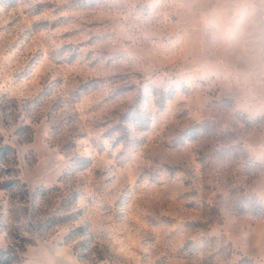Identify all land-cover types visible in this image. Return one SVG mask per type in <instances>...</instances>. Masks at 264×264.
Here are the masks:
<instances>
[{
    "label": "rangeland",
    "instance_id": "rangeland-1",
    "mask_svg": "<svg viewBox=\"0 0 264 264\" xmlns=\"http://www.w3.org/2000/svg\"><path fill=\"white\" fill-rule=\"evenodd\" d=\"M0 264H264V0H0Z\"/></svg>",
    "mask_w": 264,
    "mask_h": 264
}]
</instances>
